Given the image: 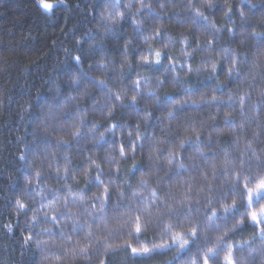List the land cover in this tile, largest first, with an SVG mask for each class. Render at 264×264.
<instances>
[{"label":"clouds","instance_id":"clouds-1","mask_svg":"<svg viewBox=\"0 0 264 264\" xmlns=\"http://www.w3.org/2000/svg\"><path fill=\"white\" fill-rule=\"evenodd\" d=\"M217 5L225 11L210 16ZM234 5L246 26L239 34L224 24ZM247 7L125 3L152 15L132 22L120 56L102 57L94 43L87 65L65 70L49 94L55 115L37 112L29 178L11 207L33 264H106L127 245L159 264H229V255L231 264H264L245 189L264 178V45L245 43L264 30V0ZM107 13L97 10L122 23L124 13Z\"/></svg>","mask_w":264,"mask_h":264},{"label":"trees","instance_id":"trees-1","mask_svg":"<svg viewBox=\"0 0 264 264\" xmlns=\"http://www.w3.org/2000/svg\"><path fill=\"white\" fill-rule=\"evenodd\" d=\"M51 2L53 9L46 11L37 0H0V264H6L9 254L22 256L23 264H33L28 249L18 243L27 241L30 234H22V217L14 215L11 207L22 182L29 178V164L37 147V112L41 110L49 120L55 115L49 98L50 93L57 91L53 85L60 84L65 70L74 68L79 60L89 63L90 58L84 53L94 43L100 44L102 57L105 53L109 59L120 56L132 22L152 15L143 9L141 16L124 8L125 3L135 0ZM238 4L240 11L248 10V0H238ZM102 8L108 9V15L118 10L124 13L122 23L113 25L100 20L97 10ZM223 11L217 5L208 14L217 16ZM224 24L238 34L246 28L235 5ZM245 43L253 49L264 45V30L250 40L245 37ZM249 223L254 224L250 220ZM6 224L14 226L13 233H7ZM161 259L135 256L130 249L105 257L106 264H159Z\"/></svg>","mask_w":264,"mask_h":264},{"label":"snow or ice","instance_id":"snow-or-ice-1","mask_svg":"<svg viewBox=\"0 0 264 264\" xmlns=\"http://www.w3.org/2000/svg\"><path fill=\"white\" fill-rule=\"evenodd\" d=\"M37 2L40 4V6L45 10H51L53 9V3L51 0H37ZM63 2V0H61ZM228 11H231V8L229 7ZM157 35H159V32H157ZM161 53L159 50H157L154 53V60H159ZM79 59V58H77ZM145 62H147V57L144 58ZM215 70V69H213ZM231 71V69H229ZM245 189L247 192V199H248V220L253 222L256 225H264V205H261L259 209L255 208V202L258 201L261 198H264V178H261L258 180V182L255 183L254 187H248L245 185ZM17 206L21 209L24 208V204L20 201H17ZM264 231V227L261 229ZM140 231L139 224H137V232ZM194 234V233H193ZM26 239H31V237H26ZM128 249H130L131 253L135 256H149L150 250L146 247L143 248H137L132 245H127ZM226 259L229 261V264H231V255L226 257Z\"/></svg>","mask_w":264,"mask_h":264},{"label":"rangeland","instance_id":"rangeland-1","mask_svg":"<svg viewBox=\"0 0 264 264\" xmlns=\"http://www.w3.org/2000/svg\"><path fill=\"white\" fill-rule=\"evenodd\" d=\"M45 10V9H44ZM46 11H48V10H46Z\"/></svg>","mask_w":264,"mask_h":264}]
</instances>
